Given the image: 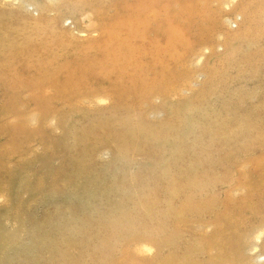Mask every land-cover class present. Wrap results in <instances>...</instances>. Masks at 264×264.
<instances>
[{
    "label": "rangeland",
    "instance_id": "rangeland-1",
    "mask_svg": "<svg viewBox=\"0 0 264 264\" xmlns=\"http://www.w3.org/2000/svg\"><path fill=\"white\" fill-rule=\"evenodd\" d=\"M86 3L80 23L0 0V43L40 14L74 42L0 64V264H48L46 246L65 264H264V0Z\"/></svg>",
    "mask_w": 264,
    "mask_h": 264
},
{
    "label": "bare ground",
    "instance_id": "bare-ground-1",
    "mask_svg": "<svg viewBox=\"0 0 264 264\" xmlns=\"http://www.w3.org/2000/svg\"><path fill=\"white\" fill-rule=\"evenodd\" d=\"M87 1H90V0H41V7L45 10H51L53 11L54 9H56L58 11V9H61L62 7L63 8H66L67 12L71 13V18L74 17L76 19H79L80 20V23L82 22V15L83 13H85L86 11L89 10V12L91 11L90 8L91 6L88 5L86 2ZM98 1V0H96ZM37 4V3H36ZM242 5V3H241ZM238 11H242L245 13V10L244 8L242 7H238L237 8ZM236 10V11H237ZM39 11V10H38ZM55 11V12H57ZM237 11V12H238ZM48 12V11H47ZM39 14V12H38ZM45 14V13H44ZM241 14V13H240ZM44 15L40 14V15H37L35 17L33 16H27L26 18L29 20L27 22H25L24 26L22 28H17L16 31H12L10 33V35H7L4 37L3 39V42L0 43V47H8V48H3V51L0 53H2L1 57H0V64H2V67L3 68H7V67H10L12 65L11 63V60H10V54L18 51L21 49V47L23 46V49L25 47H28L29 44L33 41L34 38H47L48 35H51L53 38L56 37V38H59L61 40H63L64 42H66V45H70L72 46L74 44L73 40L70 39L68 36H69V32H71L70 29H66L62 24L65 23L62 22L60 19L57 20V19H54V20H49L47 22H44L45 18L43 17ZM48 18V17H46ZM69 18V17H68ZM62 19V18H61ZM69 20V19H68ZM73 23V22H72ZM75 23V22H74ZM66 25V24H65ZM70 27V25H69ZM80 29V28H79ZM82 29V28H81ZM42 35H41V34ZM81 33V32H80ZM71 35V34H70ZM73 36V35H72ZM52 38V40H48L50 41V44H53L54 43V39ZM42 40V39H41ZM89 43V42H88ZM97 42L93 40V42L91 41L89 43V45H83V43H80L79 46L81 47V50H87V49H90V48H93L95 47V44ZM36 44V43H35ZM45 45V44H44ZM43 45V46H44ZM46 45H49V42L46 43ZM94 45V46H93ZM35 46H33L34 48ZM50 47V45H49ZM31 48V47H30ZM48 48V47H47ZM46 48V49H47ZM53 48V47H52ZM68 48V47H67ZM79 48V47H78ZM71 49V48H70ZM55 50V49H54ZM68 50V49H67ZM40 51V50H39ZM59 51V50H58ZM63 51V50H61ZM70 51V50H69ZM68 51V52H69ZM79 51V50H78ZM9 54H7V53ZM51 52V51H50ZM67 52V53H68ZM71 52V51H70ZM81 52V51H80ZM41 53H45V51H41ZM69 54V53H68ZM81 54V53H80ZM62 55V54H61ZM228 55V54H227ZM59 56V55H58ZM63 56V55H62ZM66 56V55H65ZM77 56V55H76ZM57 58V57H56ZM60 58V57H59ZM66 58V57H65ZM64 58V59H65ZM70 58V57H69ZM101 59H103V62L105 64V68L109 67L108 69H116L118 68V64L117 62L115 61L114 59V56H110V55H104ZM45 59H41L39 64L40 66L41 65H44L46 64V62L44 61ZM59 61V60H58ZM72 61V60H71ZM68 62V61H67ZM66 62V63H67ZM70 63V62H69ZM61 65V64H60ZM69 65V64H68ZM64 120V127L66 130H68L70 133H73L75 132L77 129H79L78 127L76 126H71L69 124L70 120L69 118H66V119H62V122ZM126 128L128 129V133L129 135L131 136H134L137 134V133H141L139 132L140 130H142L140 128V126L137 124V123H131V121L129 122H126ZM229 131V130H228ZM126 133H127V130H126ZM225 134V133H224ZM119 158V156H118ZM168 169V168H167ZM164 170V169H163ZM162 170V171H163ZM165 171V170H164ZM167 171V170H166ZM168 174V173H167ZM165 174H163L164 176ZM169 175V174H168ZM165 179V178H164ZM179 191L180 190V187L179 189L177 188V185L175 183V180H173L172 178H169L168 179V202H167V218L168 220L170 219V216L173 212V208H172V204H173V200H172V197L174 195V192L175 191ZM135 191V190H134ZM135 195V194H134ZM134 204V203H133ZM134 207H136L135 205H133ZM133 207V208H134ZM131 208V207H130ZM120 215V213H118ZM117 214V215H118ZM84 222V221H83ZM1 224L3 222H0ZM124 223V222H123ZM77 224V223H76ZM82 226H84V223H81ZM167 224V223H166ZM88 225V224H87ZM2 226V225H1ZM75 225H73V228H77L78 229V226L80 227V222H79V225L77 224V227H74ZM89 226V225H88ZM142 226V225H141ZM53 227V226H52ZM85 227H87L85 225ZM127 227V226H125ZM131 227V226H130ZM72 228V227H71ZM141 228V227H140ZM70 229V228H69ZM68 229V230H69ZM83 229V228H82ZM139 229V228H138ZM141 229H144V228H141ZM67 230V231H68ZM73 230V229H72ZM72 230H69L70 232ZM85 230V229H84ZM89 231V229H86ZM121 230V229H120ZM68 231V232H69ZM82 231V230H81ZM80 231V232H81ZM123 231V230H121ZM120 231V232H121ZM124 233V232H123ZM262 233H263V227L258 229L257 233H256V239L257 241H261V237H262ZM76 234V233H75ZM74 234V235H75ZM93 234V233H91ZM129 234V233H128ZM98 235V234H97ZM116 235V234H115ZM121 235V234H120ZM123 235V234H122ZM4 235H0V247L5 245V236L3 237ZM118 238L120 236H117ZM117 237H115L117 239ZM113 238V239H115ZM95 239H97L95 237ZM115 239L114 242H117V240ZM122 240V239H121ZM63 241V240H62ZM60 242L61 244L64 243L63 242ZM56 242V241H55ZM112 242V241H110ZM59 242H57V245H58ZM168 243V242H167ZM118 245V244H116ZM59 246V245H58ZM102 246V245H101ZM104 246V245H103ZM115 246V244L113 245ZM63 247V246H62ZM258 246L255 245V249L257 248ZM48 252H49V263L48 264H53V262L51 261V259L53 257H58L59 261L62 263V264H65L67 262H69V255L67 254L66 250L65 249H58V248H55L54 246H46ZM261 257L264 259V254L261 255ZM15 255L12 254L11 255V260L13 261L14 260ZM170 259V258H168ZM15 261V260H14ZM169 262V260H168Z\"/></svg>",
    "mask_w": 264,
    "mask_h": 264
}]
</instances>
